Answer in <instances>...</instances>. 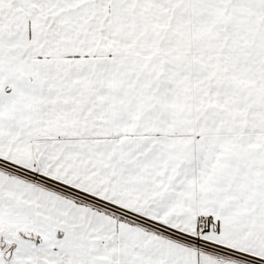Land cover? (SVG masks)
<instances>
[{
  "label": "snow or ice",
  "instance_id": "1",
  "mask_svg": "<svg viewBox=\"0 0 264 264\" xmlns=\"http://www.w3.org/2000/svg\"><path fill=\"white\" fill-rule=\"evenodd\" d=\"M0 264H264V0H0Z\"/></svg>",
  "mask_w": 264,
  "mask_h": 264
}]
</instances>
